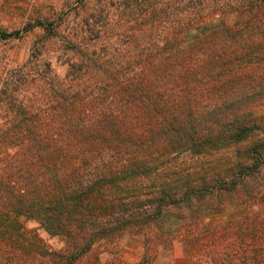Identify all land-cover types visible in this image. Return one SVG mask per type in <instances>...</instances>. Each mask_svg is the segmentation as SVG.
I'll return each instance as SVG.
<instances>
[{
    "label": "trees",
    "instance_id": "16d2710c",
    "mask_svg": "<svg viewBox=\"0 0 264 264\" xmlns=\"http://www.w3.org/2000/svg\"><path fill=\"white\" fill-rule=\"evenodd\" d=\"M89 1L61 38L63 76L43 47L0 73V264H97L92 245L126 231L146 261L172 244L170 214L200 262L264 264V0ZM65 19L23 30L56 37Z\"/></svg>",
    "mask_w": 264,
    "mask_h": 264
},
{
    "label": "rangeland",
    "instance_id": "374dc122",
    "mask_svg": "<svg viewBox=\"0 0 264 264\" xmlns=\"http://www.w3.org/2000/svg\"><path fill=\"white\" fill-rule=\"evenodd\" d=\"M80 0H0V30L11 32L20 30V37H0V73L10 67L24 64L31 55L36 53L40 47L43 59L49 60L56 75L63 76L66 71L64 54L61 50V38L72 29L76 15H81L82 10L77 9ZM52 2L53 5H52ZM100 4V0H90L87 7H94ZM78 13V14H77ZM38 15L47 17L49 21H60V16L66 15L67 19L62 20L59 25L57 36H51L42 28L35 27L28 32L23 28L26 24L33 23ZM219 16L208 20L207 25L214 24ZM233 19V18H232ZM232 21V20H231ZM125 28L114 29L111 37H116V41L125 42L127 40ZM192 31L190 36H185L184 42L190 43L198 34ZM96 34H94L95 36ZM1 86V85H0ZM1 88V87H0ZM264 119V110H260ZM198 164V163H197ZM196 164V165H197ZM250 202L239 203L229 202L220 213H212L209 208H203L200 215L204 218V223L209 221L225 222L237 209L241 210ZM257 207L256 204L254 208ZM221 225V224H220ZM28 227H37L36 223L30 221ZM187 222L179 223L174 214L166 217L162 230L165 232L169 248L161 244L153 243L148 251L146 261L142 260L144 244L140 234L134 231H126L114 239L97 240L91 248L88 258L98 257L97 264H204L196 257L188 255L181 244V233L187 229ZM39 235L50 245L57 246L55 238H50L43 230H38ZM87 258V259H88ZM86 258L81 260L85 264Z\"/></svg>",
    "mask_w": 264,
    "mask_h": 264
}]
</instances>
